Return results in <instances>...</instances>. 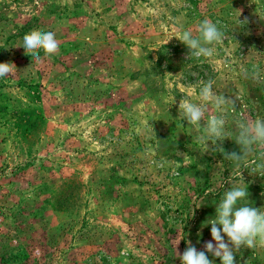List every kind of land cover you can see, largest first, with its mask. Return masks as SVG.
Instances as JSON below:
<instances>
[{"label": "rangeland", "instance_id": "rangeland-1", "mask_svg": "<svg viewBox=\"0 0 264 264\" xmlns=\"http://www.w3.org/2000/svg\"><path fill=\"white\" fill-rule=\"evenodd\" d=\"M205 19L223 42L195 58L178 30L197 36ZM33 30L55 33L56 55L17 47ZM9 62L0 264H181L211 241L207 223L240 171L249 204L264 208L259 150L235 169L179 118V102H198L212 80L235 101L233 136L241 120L264 119V0H0ZM218 144L240 152L234 139ZM235 264H264V247H242Z\"/></svg>", "mask_w": 264, "mask_h": 264}, {"label": "clouds", "instance_id": "clouds-1", "mask_svg": "<svg viewBox=\"0 0 264 264\" xmlns=\"http://www.w3.org/2000/svg\"><path fill=\"white\" fill-rule=\"evenodd\" d=\"M179 41L188 49V55L195 58H209L215 52V46L223 42L224 33L217 23L209 19L200 22L198 35L191 31L180 29ZM25 52L39 61L40 53L52 57L59 51V43L55 33L33 30L23 37L22 46ZM16 67L12 63H0V79L13 75ZM198 102L185 98L179 102V118L191 126L198 135L196 140L204 148L209 145L213 150L223 155L235 169H241L247 158L259 150L261 162L253 173L264 175V119L241 120L237 124V132L226 130L227 115L235 112V101L214 90V81L201 82ZM211 106L212 115H207ZM201 121L204 122L201 127ZM150 126V125H149ZM152 129V127L150 126ZM153 132V130H152ZM154 134V133H153ZM234 139L240 146V152H225L218 144L225 139ZM240 175V185L231 186L224 191L223 197L216 206L215 216L209 219L211 225V241L207 242L203 251H197L194 246H188L179 256L181 264H213L210 253L219 258L221 264H235L236 253L241 248L255 249L264 247V208L252 207L246 197L247 185ZM227 237V240H225ZM214 241V243H213Z\"/></svg>", "mask_w": 264, "mask_h": 264}]
</instances>
